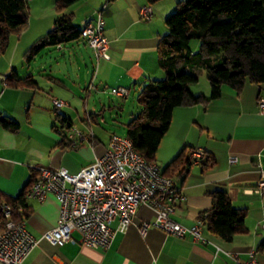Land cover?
Listing matches in <instances>:
<instances>
[{"label":"crops","instance_id":"0c3cea01","mask_svg":"<svg viewBox=\"0 0 264 264\" xmlns=\"http://www.w3.org/2000/svg\"><path fill=\"white\" fill-rule=\"evenodd\" d=\"M144 5L150 4L147 0H79L62 10L79 28L95 10L104 21V33L110 42L108 58H97L83 38L58 45V49H63L71 42V49L79 52L81 61H85L82 49L89 53L91 68L84 71L85 87L90 81L94 85L100 81V90L109 85L127 89V85H133L139 91L150 80L163 78L156 47L167 32L166 25L152 19L156 11L154 4L150 5L151 18L141 17L139 10ZM30 7L35 18L15 34L8 55L0 57V116L18 123L15 131L0 124V190L11 196L17 195L32 171L39 168L64 167L69 173H77L108 148L110 136L114 134L110 133L103 140L91 128L97 113L89 112L81 118L87 131L76 125L88 139L74 144L61 141L57 132L59 126L54 123L52 98L66 102L63 107L66 125H75L70 114L77 111L69 110L66 106L71 105L70 100L59 96L51 85L49 89L40 86L29 69L36 54L27 59L24 56L30 45L52 28L58 13L54 10V0H30ZM63 62L57 56L49 60L50 64L44 61L40 64L39 76L54 86L61 84ZM75 63L77 70L81 69L80 62ZM24 66L28 71L20 74L18 69ZM11 71L19 76L28 75L34 82L27 86L6 84L4 78ZM77 81L81 84L80 75ZM189 87L194 94L208 96L210 93L208 82L199 86V78ZM64 88L76 94L72 87L64 84ZM259 97L264 98V83L247 81L239 91L224 85L217 98L176 107L154 160L163 169L180 153L187 158L189 149H204L213 160L209 166L204 167L203 161L191 164L181 174L171 167L166 169L184 195L183 200L176 202L171 217L184 226H192L200 213L211 207V192L222 189L234 207L244 209V232L224 240L204 226L205 242L194 241L190 235L178 237L158 228H150L142 236L139 224L142 220H152L154 212L147 205H139L127 229L116 230L107 248L79 242L56 246L41 239L22 264H247L251 260L253 264H264V247H261L264 229L260 226L264 221V196L252 191L260 177L258 161L264 148V114L258 108ZM83 106H87L86 102ZM90 131L92 137H88ZM230 157H235L236 161L230 163ZM26 205L25 227L33 236L39 237L56 225L59 202L53 194L48 193L43 201L27 199ZM110 226L115 229L117 219ZM73 236L79 238L76 232ZM230 255H236L237 259Z\"/></svg>","mask_w":264,"mask_h":264},{"label":"trees","instance_id":"16d2710c","mask_svg":"<svg viewBox=\"0 0 264 264\" xmlns=\"http://www.w3.org/2000/svg\"><path fill=\"white\" fill-rule=\"evenodd\" d=\"M77 1L54 0L58 15L53 26L30 45L24 55L26 59L44 47L82 38L81 28L73 23L69 14L62 13ZM155 1L147 0L150 5ZM26 7L27 0H0V53L6 49L12 34L26 28ZM165 24L167 32L156 47L164 76L140 87L136 98L139 111L126 123L125 136L149 161L155 160L176 107L217 98L224 85L239 91L247 81L264 83V0H178L175 10L166 16ZM193 41H197L194 46ZM200 70L206 72L210 86L208 96L194 94L189 87L198 81L196 72ZM4 81L15 86L34 82L30 76H19L15 71L8 73ZM55 117L60 120V127L71 128L70 124L66 125L65 114ZM0 124L11 131L18 129L16 121L4 116H0ZM60 136L62 142L71 144L65 136ZM203 162L207 167L213 160L206 155ZM190 165L180 153L163 167L162 172L167 174L166 169L171 167L181 174ZM37 175L38 171H32L15 196L0 190V205L7 203L15 208L21 205L27 216L25 194ZM211 199V207L202 211L198 218L212 234L231 240L235 234L245 231L244 209L234 207L224 190H213ZM261 247H264V240Z\"/></svg>","mask_w":264,"mask_h":264},{"label":"built area","instance_id":"2783aa9c","mask_svg":"<svg viewBox=\"0 0 264 264\" xmlns=\"http://www.w3.org/2000/svg\"><path fill=\"white\" fill-rule=\"evenodd\" d=\"M140 16L149 19L152 14L150 5L139 10ZM81 37L92 49L97 58H108L109 39L104 33V21L99 11L83 23ZM94 87L90 81L87 90ZM128 89L116 87L111 93L126 98ZM258 108L264 114V98L259 97ZM55 115L63 116L66 102L52 98ZM73 144L88 139L78 129H57ZM90 131L88 137H92ZM202 148L189 149L187 161L199 164L206 158ZM264 148L259 155L260 177L252 190L264 196ZM230 157L229 162H235ZM48 193L53 194L59 202V215L56 225L43 232L39 237L33 236L25 227L26 216L23 206L16 208L1 203L0 210V263L22 264L29 252L41 239L52 245L61 246L66 242L99 246L107 248L116 232L125 231L132 222L139 205H147L154 212L152 220H142L139 231L145 236L150 228H158L178 237L190 235L194 241H207L203 235V221L198 218L192 226H184L176 222L171 213L177 201L184 199L174 179L162 172L155 161L146 160L133 146L126 136L112 134L108 148L77 173H69L64 167L56 169L39 168L38 175L28 187L25 198L43 201ZM117 219V227L110 223ZM264 229V221L260 223ZM77 233L76 239L73 233ZM237 259L236 255H230ZM254 261L247 264H253Z\"/></svg>","mask_w":264,"mask_h":264},{"label":"rangeland","instance_id":"374dc122","mask_svg":"<svg viewBox=\"0 0 264 264\" xmlns=\"http://www.w3.org/2000/svg\"><path fill=\"white\" fill-rule=\"evenodd\" d=\"M177 1L178 0L155 1L153 4L156 11L154 12L152 19L157 22L159 21V24L160 22H163V25H166L163 15L165 12H167L166 13L167 15L172 13L175 10ZM54 10H55V5H54ZM96 11L97 10H95L94 13ZM26 15H27V26H28L30 19L35 18V12L32 10V7H30V0H27ZM166 30H167V26H166ZM14 40H15V34H12L9 37V42L6 47L7 50H4L2 53H0V57H3L4 55H8L10 51L9 49H11ZM70 43L64 45L63 49H58V46L56 48L53 46H48L39 50L35 55L36 57L34 62L31 63V66L29 68L30 71H32L34 77L36 78V80L39 81V84L42 88L49 89V85H51L53 91H56L59 96L68 98V100H70L71 105L66 107H70L68 108L69 110L73 109L77 111V112L72 111L70 114L71 120L73 121V123H75V125H73L71 128L77 129L78 127H76V125L80 126L81 128H84L81 118L85 116V114L87 115L89 112H93V113H97V115L95 116L96 122L93 124L91 123V128H93L95 132L98 133L103 138V140H106L107 136L110 133L125 136L126 123L128 122L131 116L137 114V112L139 111V106L136 101L138 88L134 87L133 85H127L129 86L128 88L129 92L126 98H121L113 95L111 93V90L116 87H112L111 85L106 86L102 90H100L98 86L101 83L100 81L95 83L96 85H94V87L87 90L88 85L86 87L84 86V77H85L84 71L86 70V68L88 70L91 68L89 53L85 49H82L83 57L85 61H81V59H79L80 57L79 52L78 53L74 52V50L71 49L72 46L69 45ZM196 43L197 41H193L192 46H194ZM19 53H21L20 49H19ZM19 53H17V55H19ZM56 56L60 57L62 61L65 62V64H63L64 62L61 64V67L63 68V72H64V74L61 76V84L57 83L54 86V83L52 82L49 83L45 81V79H43L41 76H39L41 73L39 67L40 64H42L44 61L45 64H50L49 60L51 58L54 59ZM76 60L80 62L79 64L81 69L79 70H77L76 68L77 65L75 63ZM84 64H86L87 66L85 67ZM65 69L68 70V73L65 72ZM18 70L20 74H25L28 71L25 68V66L24 68ZM79 75H80L81 84H78L77 81ZM198 78H199V86L202 85L205 81L208 82L206 78V72L204 70H200V72H198ZM64 84L66 85L67 88L72 87L73 91H75L76 94L72 95L71 93H68V90L64 88ZM84 102H86L87 105L86 107L83 106ZM68 109L66 110L67 114L69 111ZM54 123L57 126H59V128H62L64 130L68 129L66 127H62V126L60 127V120L57 118H54ZM83 130L87 131V127L84 128Z\"/></svg>","mask_w":264,"mask_h":264}]
</instances>
